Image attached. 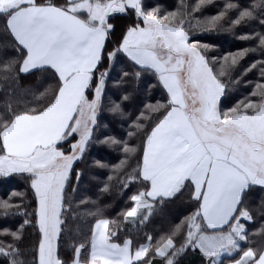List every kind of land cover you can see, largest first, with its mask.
Segmentation results:
<instances>
[{"label":"snow or ice","instance_id":"1","mask_svg":"<svg viewBox=\"0 0 264 264\" xmlns=\"http://www.w3.org/2000/svg\"><path fill=\"white\" fill-rule=\"evenodd\" d=\"M208 2L198 0L193 11ZM258 8L264 10V0L240 12L234 23L255 19L253 13ZM129 9L144 26L129 27L119 47L108 53V59L123 52L136 65L154 70L170 99L160 106L166 111L143 146L138 176L148 188L131 196L135 206L124 217L135 219L141 208L151 214L153 204L148 198H173L189 183L198 207L171 236L162 237L154 247L152 237L147 238L149 244L135 249L130 239L117 243L113 239L116 231L109 228L114 222L98 219L87 256L82 258L84 243L74 245L71 264H151V258L145 259L150 248L164 257L166 264H174L173 257L189 247L198 249L210 264H218L223 254L231 256L239 250V241L245 239L241 220H251L252 216L243 206L244 197L253 186L264 187V84L257 85L259 93H252L261 97L258 102H242V109L237 106L222 113L218 101L223 85L197 43L189 42L185 21L164 22L169 16L175 19V12L159 16L158 10L146 11L142 0H65L63 5L50 0L45 4L0 0V16L5 17L17 50L23 51L19 61L0 64L3 78L12 74L15 79L18 74L46 66L54 70L60 82L52 101L42 109L13 111L9 105L7 115L0 113V174L28 173L33 177L41 233L37 264H66L57 253L64 224L65 184L74 160L79 158L75 153L84 152L92 135L91 126L96 123L106 73H100L98 81L94 77L104 56L105 41L114 28L109 18ZM260 23L264 24V19ZM258 39L264 48V35L258 34ZM232 63H236L235 57ZM261 73L264 75V67ZM93 84L94 98L90 100L86 92ZM118 110L117 104L113 111ZM74 134L80 138L71 145L73 154H66L58 145ZM125 151L136 150L125 146ZM0 206L11 205L5 202ZM147 219L144 215L141 222ZM185 230L184 243L177 248L173 237ZM4 234L19 239L18 232ZM0 255L15 256L18 250L13 244L0 242ZM12 264L20 262L14 259ZM233 264H264V252L257 255L249 248Z\"/></svg>","mask_w":264,"mask_h":264},{"label":"trees","instance_id":"2","mask_svg":"<svg viewBox=\"0 0 264 264\" xmlns=\"http://www.w3.org/2000/svg\"><path fill=\"white\" fill-rule=\"evenodd\" d=\"M37 2L45 4L49 0ZM50 2L63 5L65 0ZM258 3L259 0H210L199 11H193L198 0H142L146 11L158 10L159 16L177 14L175 19L169 16L165 23L185 21L184 30L189 34V42L197 43L198 50L223 85L218 101L222 113L237 106L242 109V102H258L261 98L252 93H259L257 85L264 84L261 73L264 48L259 46L258 39V34L264 35V24L260 23L264 19V10L256 9L253 13L255 19L234 23L240 12L251 10ZM221 13L225 15L215 20ZM109 22L114 28L108 35L104 56L94 77L98 81L100 73H106L97 122L84 152L72 165L64 189V224L57 241V253L66 264H71L74 245L84 243L86 249L82 258L87 256L91 232L98 219L114 222L109 228L116 231L113 239L117 243L130 239L135 249L149 244L147 238L152 237L154 247L162 237L171 236L198 207L189 183L173 198L151 200V214L148 209L141 208L135 219L129 217L126 220L124 217V213L135 206L131 196L148 188V183L138 176L143 146L147 134L166 111L160 106L167 105L170 98L152 69L136 65L123 52H118L112 60L108 59V53L119 47L129 27L144 26L142 19L129 9L125 14H113ZM17 48L6 29L5 17L0 16V64L7 60L19 61L23 51ZM241 53L245 54L241 56ZM233 57L236 58L235 64L232 63ZM254 63L256 67L253 68ZM18 67L17 64V71ZM11 76L9 74V78L4 79V73L0 72V113L6 115L9 105L13 111L42 109L52 101L60 84L57 74L48 67L18 74L15 79ZM94 88L95 84L87 91L90 100L94 98ZM117 104L119 110L113 111ZM74 140L69 139L59 147L70 152ZM125 146L136 151L126 152ZM32 179L28 173L0 174V204L11 205L8 208L0 206V242L13 244L18 250L15 256L0 255V264H12L14 259L20 264H37L41 233ZM243 206L252 216L251 221L246 222L245 240L235 255L225 256L220 264H230L249 248L257 255L264 251V187L253 186L244 197ZM144 215H148V219L141 222ZM5 232H18L19 239L14 240ZM185 235L186 230L173 237L177 248L184 243ZM148 258H151V264H166L165 258L155 255L151 248L145 259ZM173 261L174 264L207 263L198 249L190 247L173 257Z\"/></svg>","mask_w":264,"mask_h":264},{"label":"crops","instance_id":"3","mask_svg":"<svg viewBox=\"0 0 264 264\" xmlns=\"http://www.w3.org/2000/svg\"><path fill=\"white\" fill-rule=\"evenodd\" d=\"M108 38V37H107ZM106 41H107V39H106ZM106 41H105V44H106ZM133 62V61H132ZM139 66V65H138ZM46 67V66H45ZM141 67V66H140ZM43 68V67H42ZM39 69V68H38ZM34 70H36V69H34ZM33 71V70H32ZM154 71V70H153ZM31 72V71H30ZM163 85V84H162ZM86 95H87V92H86ZM102 95H103V93H102ZM169 95V94H168ZM170 98V97H169ZM101 101H102V97H101ZM100 105H101V102H100ZM100 105H99V107H98V109H97V113H96V122H97V116H98V113H99V109H100ZM96 124V123H95ZM94 126L95 125H92L91 127H92V130H93V128H94ZM75 139L72 143H71V145L73 144V143H76L78 140H79V135H77V134H74L73 136H71L70 138H68L66 141H68L69 139ZM66 141H63V142H61L60 144H63V143H65ZM59 144V145H60ZM59 145H58V147H59ZM71 145H70V147H71ZM61 150L62 151H64L66 154H73V150H72V148H71V151L70 152H66L65 151V149H63V148H61ZM75 155L76 156H78L79 155V152H76L75 153ZM74 163V162H73ZM158 199H162V198H157L156 200H158ZM152 199L151 198H148V201H149V203H150V201H151ZM153 201V200H152ZM108 220V219H107ZM247 221V220H246ZM241 222H244V221H241ZM110 226V225H109ZM225 231H227V226H225ZM243 244V240H241V241H239V245H240V247H241V245ZM240 247H239V249H240ZM238 250H236V251H234L233 253H232V255L233 254H235L236 252H237ZM264 252V251H263ZM225 256H229V255H227V254H223L221 257H220V259H219V261H218V264L220 263V261L222 260V258L223 257H225ZM207 259V263L206 264H210V261H209V259L208 258H206ZM238 259V258H237Z\"/></svg>","mask_w":264,"mask_h":264},{"label":"rangeland","instance_id":"4","mask_svg":"<svg viewBox=\"0 0 264 264\" xmlns=\"http://www.w3.org/2000/svg\"><path fill=\"white\" fill-rule=\"evenodd\" d=\"M209 67H210V66H209ZM63 149H65V148H63ZM65 151H66V150H65ZM80 154H81V153H79L78 157L81 156ZM74 161H75V160H74ZM10 174H11V173H10ZM241 221H244V222H241V223L244 224V227H245V230H246V228H247V226H246L247 223H246V222H247V221H251V220H247V221H246L245 219H242ZM244 240H245V239H244ZM244 240H243V242H244ZM241 247H242V245H241ZM241 247H240V249H241ZM240 249H239V250H240ZM239 250H238V251H239ZM238 251H237V252H238ZM245 251H246V250H245ZM237 252H236V253H237ZM236 253H235V254H236ZM235 254H233V255H235ZM242 254H243V253H242ZM242 254H241V255H242ZM233 255H231V256H233ZM223 258H224V257H223ZM223 258H222V260H223ZM239 258H240V256H239ZM239 258H238V259H239ZM222 260H221V261H222ZM236 260H237V259H236ZM221 261H220V262H221ZM234 261H235V260H234ZM234 261H233V262H234ZM233 262H231L230 264H233ZM219 264H220V263H219Z\"/></svg>","mask_w":264,"mask_h":264}]
</instances>
